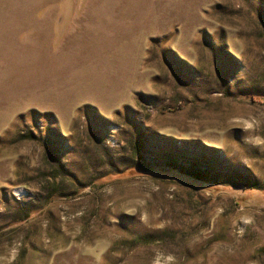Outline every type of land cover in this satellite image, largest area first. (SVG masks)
I'll return each mask as SVG.
<instances>
[{
  "label": "rangeland",
  "instance_id": "374dc122",
  "mask_svg": "<svg viewBox=\"0 0 264 264\" xmlns=\"http://www.w3.org/2000/svg\"><path fill=\"white\" fill-rule=\"evenodd\" d=\"M0 264H264V0H0Z\"/></svg>",
  "mask_w": 264,
  "mask_h": 264
},
{
  "label": "trees",
  "instance_id": "16d2710c",
  "mask_svg": "<svg viewBox=\"0 0 264 264\" xmlns=\"http://www.w3.org/2000/svg\"><path fill=\"white\" fill-rule=\"evenodd\" d=\"M51 195V194H50Z\"/></svg>",
  "mask_w": 264,
  "mask_h": 264
}]
</instances>
